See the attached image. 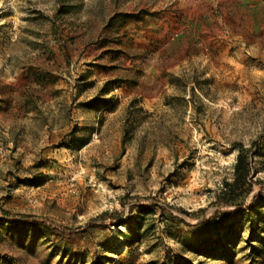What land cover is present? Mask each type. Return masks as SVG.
Instances as JSON below:
<instances>
[{
	"label": "rangeland",
	"instance_id": "374dc122",
	"mask_svg": "<svg viewBox=\"0 0 264 264\" xmlns=\"http://www.w3.org/2000/svg\"><path fill=\"white\" fill-rule=\"evenodd\" d=\"M0 264H264V0H0Z\"/></svg>",
	"mask_w": 264,
	"mask_h": 264
},
{
	"label": "trees",
	"instance_id": "16d2710c",
	"mask_svg": "<svg viewBox=\"0 0 264 264\" xmlns=\"http://www.w3.org/2000/svg\"><path fill=\"white\" fill-rule=\"evenodd\" d=\"M257 145L258 143L254 142L249 149H245L240 144L236 146L237 155L233 180L224 183L223 189L214 204L224 208L235 207L237 210L246 205L247 199L253 193L254 185L259 183L252 180L253 156L250 155L252 149H255ZM168 219H172L173 222L177 221L175 217Z\"/></svg>",
	"mask_w": 264,
	"mask_h": 264
}]
</instances>
